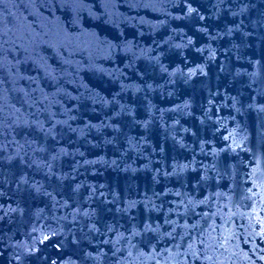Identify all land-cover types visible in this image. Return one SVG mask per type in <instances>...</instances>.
Wrapping results in <instances>:
<instances>
[{"label": "water", "instance_id": "obj_1", "mask_svg": "<svg viewBox=\"0 0 264 264\" xmlns=\"http://www.w3.org/2000/svg\"><path fill=\"white\" fill-rule=\"evenodd\" d=\"M0 264H264V0H0Z\"/></svg>", "mask_w": 264, "mask_h": 264}, {"label": "snow or ice", "instance_id": "obj_2", "mask_svg": "<svg viewBox=\"0 0 264 264\" xmlns=\"http://www.w3.org/2000/svg\"><path fill=\"white\" fill-rule=\"evenodd\" d=\"M189 11H192V9H189Z\"/></svg>", "mask_w": 264, "mask_h": 264}]
</instances>
